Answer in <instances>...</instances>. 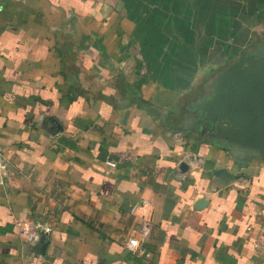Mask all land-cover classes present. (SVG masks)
Segmentation results:
<instances>
[{"label":"crops","instance_id":"obj_1","mask_svg":"<svg viewBox=\"0 0 264 264\" xmlns=\"http://www.w3.org/2000/svg\"><path fill=\"white\" fill-rule=\"evenodd\" d=\"M263 37L264 0H0V264H264V159L201 122Z\"/></svg>","mask_w":264,"mask_h":264},{"label":"water","instance_id":"obj_2","mask_svg":"<svg viewBox=\"0 0 264 264\" xmlns=\"http://www.w3.org/2000/svg\"><path fill=\"white\" fill-rule=\"evenodd\" d=\"M212 89L201 122L207 121L225 146L247 148L264 159V37L245 48Z\"/></svg>","mask_w":264,"mask_h":264},{"label":"built area","instance_id":"obj_3","mask_svg":"<svg viewBox=\"0 0 264 264\" xmlns=\"http://www.w3.org/2000/svg\"><path fill=\"white\" fill-rule=\"evenodd\" d=\"M9 178V163L5 157V151L0 145V182ZM130 216L137 219L135 235L130 238L126 247L135 255L149 257V253L143 250V245L150 239L153 230L154 206L151 202L142 200L131 209ZM18 232L26 237L27 242L37 245L42 241L39 228L33 222H19L16 224ZM254 243L264 259V231L254 239Z\"/></svg>","mask_w":264,"mask_h":264},{"label":"flooded vegetation","instance_id":"obj_4","mask_svg":"<svg viewBox=\"0 0 264 264\" xmlns=\"http://www.w3.org/2000/svg\"><path fill=\"white\" fill-rule=\"evenodd\" d=\"M253 48H255V47H252L251 49H253ZM241 55V54H240Z\"/></svg>","mask_w":264,"mask_h":264},{"label":"rangeland","instance_id":"obj_5","mask_svg":"<svg viewBox=\"0 0 264 264\" xmlns=\"http://www.w3.org/2000/svg\"><path fill=\"white\" fill-rule=\"evenodd\" d=\"M260 39V37L258 38V40ZM256 40V39H255Z\"/></svg>","mask_w":264,"mask_h":264}]
</instances>
